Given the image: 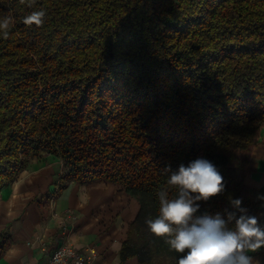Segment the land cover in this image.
<instances>
[{
    "label": "trees",
    "instance_id": "16d2710c",
    "mask_svg": "<svg viewBox=\"0 0 264 264\" xmlns=\"http://www.w3.org/2000/svg\"><path fill=\"white\" fill-rule=\"evenodd\" d=\"M40 10L42 26L23 23ZM8 15L0 192L45 153L62 161L60 189L119 184L141 205L120 264L184 255L146 225L160 189L178 196L168 167L203 158L222 175L224 191L197 201L196 216L239 217L234 199L253 216L262 201L245 179L264 131V0H0V19Z\"/></svg>",
    "mask_w": 264,
    "mask_h": 264
},
{
    "label": "crops",
    "instance_id": "0c3cea01",
    "mask_svg": "<svg viewBox=\"0 0 264 264\" xmlns=\"http://www.w3.org/2000/svg\"><path fill=\"white\" fill-rule=\"evenodd\" d=\"M62 161L45 153L31 160L16 181L0 192V264H47L64 244L93 251L96 264H120V251L141 205L122 186L97 180L60 189ZM245 184L262 204L253 213L264 226V131L248 166ZM74 215L67 219L68 215ZM67 226V235L63 229ZM264 264V248L249 253ZM125 264H139L131 259Z\"/></svg>",
    "mask_w": 264,
    "mask_h": 264
},
{
    "label": "clouds",
    "instance_id": "9594fccd",
    "mask_svg": "<svg viewBox=\"0 0 264 264\" xmlns=\"http://www.w3.org/2000/svg\"><path fill=\"white\" fill-rule=\"evenodd\" d=\"M20 3L31 8L35 0H20ZM45 16L43 10L33 11L24 17L23 23L39 27ZM14 24L11 15L0 19V35L6 39ZM164 172L170 173L167 184L178 188V196L169 199L168 191L160 189L159 215L147 219L146 225L156 237H167L165 242L170 249L184 254L177 264H258L249 253L264 248V226L256 216L247 214L240 199L230 201L241 213L239 217L235 212L228 213L227 220L219 213L195 215L199 209L197 201H207L225 189L223 177L211 161L198 158L187 167L181 164L177 171L168 167ZM233 221L234 227L229 228Z\"/></svg>",
    "mask_w": 264,
    "mask_h": 264
},
{
    "label": "built area",
    "instance_id": "2783aa9c",
    "mask_svg": "<svg viewBox=\"0 0 264 264\" xmlns=\"http://www.w3.org/2000/svg\"><path fill=\"white\" fill-rule=\"evenodd\" d=\"M73 216L70 214L67 219L70 220ZM67 233V226L65 225L63 235L66 236ZM47 264H96V257L93 251L81 252L70 244H64L52 253Z\"/></svg>",
    "mask_w": 264,
    "mask_h": 264
}]
</instances>
